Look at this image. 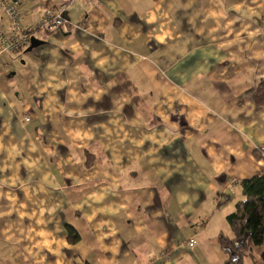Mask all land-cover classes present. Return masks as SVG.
I'll use <instances>...</instances> for the list:
<instances>
[{
    "label": "crops",
    "instance_id": "crops-1",
    "mask_svg": "<svg viewBox=\"0 0 264 264\" xmlns=\"http://www.w3.org/2000/svg\"><path fill=\"white\" fill-rule=\"evenodd\" d=\"M19 1L25 26L60 9L70 32L0 54V264H236L264 0Z\"/></svg>",
    "mask_w": 264,
    "mask_h": 264
},
{
    "label": "trees",
    "instance_id": "trees-1",
    "mask_svg": "<svg viewBox=\"0 0 264 264\" xmlns=\"http://www.w3.org/2000/svg\"><path fill=\"white\" fill-rule=\"evenodd\" d=\"M123 84L128 87L125 81ZM254 101L257 105H264V77L257 86ZM239 183L244 198L236 202L234 211L227 216L234 237L228 239L224 247L231 254L229 261L236 264H244L246 258L253 259L254 264H264V250L260 253L259 262L253 254L255 247L264 246V171L252 178L242 179ZM69 232L73 240L79 238L72 226H69Z\"/></svg>",
    "mask_w": 264,
    "mask_h": 264
},
{
    "label": "built area",
    "instance_id": "built-area-1",
    "mask_svg": "<svg viewBox=\"0 0 264 264\" xmlns=\"http://www.w3.org/2000/svg\"><path fill=\"white\" fill-rule=\"evenodd\" d=\"M6 14L12 21L8 32L0 30V54L16 53L31 44V39L37 32H70V22L64 16L63 10L48 9L41 20L34 26H25L24 15L20 9L19 0H0V16ZM193 245V242L190 243Z\"/></svg>",
    "mask_w": 264,
    "mask_h": 264
},
{
    "label": "rangeland",
    "instance_id": "rangeland-1",
    "mask_svg": "<svg viewBox=\"0 0 264 264\" xmlns=\"http://www.w3.org/2000/svg\"><path fill=\"white\" fill-rule=\"evenodd\" d=\"M9 54V53H8ZM240 198H238V199H236L235 201H234V204L239 200ZM236 205V204H235ZM234 205V206H235ZM231 205H229V207H230ZM234 209H235V207H233ZM234 209H232L233 211H234ZM264 250V246H262V247H255L254 249H253V254H254V258H255V260L256 261H260V253L262 252ZM249 262H251L252 264H254V262H253V259H250L249 260Z\"/></svg>",
    "mask_w": 264,
    "mask_h": 264
},
{
    "label": "water",
    "instance_id": "water-1",
    "mask_svg": "<svg viewBox=\"0 0 264 264\" xmlns=\"http://www.w3.org/2000/svg\"><path fill=\"white\" fill-rule=\"evenodd\" d=\"M44 41L39 40L36 36H33L31 39V44L29 47H27V51H32L34 48L40 46L41 44H43Z\"/></svg>",
    "mask_w": 264,
    "mask_h": 264
},
{
    "label": "bare ground",
    "instance_id": "bare-ground-1",
    "mask_svg": "<svg viewBox=\"0 0 264 264\" xmlns=\"http://www.w3.org/2000/svg\"><path fill=\"white\" fill-rule=\"evenodd\" d=\"M55 10H58V9H55ZM69 21V20H68ZM70 22V21H69ZM50 33H52V32H50ZM27 120H29L30 119V117L28 116L27 118H26ZM193 242V245H194V241H192ZM191 243V242H190ZM190 243H189V245H190ZM191 246V245H190Z\"/></svg>",
    "mask_w": 264,
    "mask_h": 264
}]
</instances>
